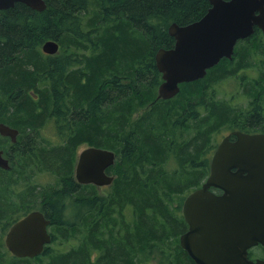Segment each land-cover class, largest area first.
Returning <instances> with one entry per match:
<instances>
[{
  "label": "trees",
  "instance_id": "trees-1",
  "mask_svg": "<svg viewBox=\"0 0 264 264\" xmlns=\"http://www.w3.org/2000/svg\"><path fill=\"white\" fill-rule=\"evenodd\" d=\"M45 2L42 12L23 3L0 10V123L19 131L15 143L0 135L10 163L0 168V264H147L155 256L158 264H189L182 204L207 179L220 134L259 121L260 109L246 118L234 95L219 93L250 68L258 74L247 93L263 94L264 59L250 60L248 44L264 35L257 29L232 60L164 100L155 56L174 47L169 27L201 19L209 0ZM49 40L59 53L42 51ZM87 147L115 153L110 186L77 182ZM33 211L50 220L51 244L66 248L50 244L17 258L6 234Z\"/></svg>",
  "mask_w": 264,
  "mask_h": 264
},
{
  "label": "water",
  "instance_id": "water-1",
  "mask_svg": "<svg viewBox=\"0 0 264 264\" xmlns=\"http://www.w3.org/2000/svg\"><path fill=\"white\" fill-rule=\"evenodd\" d=\"M210 8L198 21L169 27L174 38L172 49H160L156 66L163 83L158 99L177 96L184 83L203 79L207 71L222 59H232L240 40L253 35L258 27L264 33V0H209ZM23 3L42 12L45 0H0V10ZM55 40L46 41L42 51L59 53ZM236 142L226 138L216 151L211 173L200 189L183 204L184 220L190 231L181 235L180 245L197 264H264L247 258V248L264 245V135L237 132ZM0 135L17 141L19 131L0 123ZM113 151L87 147L78 156L75 178L83 185L110 186L114 177L107 173L115 164ZM0 168L10 163L0 150ZM236 168L235 173L232 169ZM223 191L217 195L210 188ZM50 220L41 211H33L15 222L5 237V246L17 258H35L52 243ZM233 229L234 248H221L223 232Z\"/></svg>",
  "mask_w": 264,
  "mask_h": 264
},
{
  "label": "flooded vegetation",
  "instance_id": "flooded-vegetation-1",
  "mask_svg": "<svg viewBox=\"0 0 264 264\" xmlns=\"http://www.w3.org/2000/svg\"><path fill=\"white\" fill-rule=\"evenodd\" d=\"M257 29H259V28L258 27L254 28L253 35L256 33ZM259 30L264 35L263 31L261 29H259ZM245 39H247V38H245ZM248 45L254 46V42L249 43ZM234 54H235V52H234ZM234 54H233V56H234ZM236 78H237L238 85H239L238 86L239 87L238 92L236 91V94H234V98L236 100L237 106L239 108L246 109V114H247L246 118L253 111V110H247V109H255V108L260 109L261 110L259 112L260 118H259L258 122H253L251 124L247 120L243 119V122H241V124H242L241 129L228 130V131H224L220 134V136H219L220 140L218 141L217 147L214 149L212 154H210L208 156L210 163H209V174L207 176V179L211 173V165H212V160L214 158V155H215L216 151L218 150L220 144L226 138L228 139V142L233 143V142H236V140H237V134H236L237 132H240V133L246 134V135H264V89H262L263 94H262V91H259V93L256 97H251L247 93V90H246V87L248 86L247 82H250L248 75L247 74H239V71H238ZM219 97L221 98V95H219ZM236 171H237L236 168L232 169L233 173H235ZM207 179L197 189H200L203 186V184L207 181ZM197 189H195V190H197ZM195 190H193L191 193H193ZM210 190L217 195L223 194L222 190L217 189L215 187H211ZM191 193H189L188 196ZM185 223H186V229H185L184 234L190 231L189 223H187L186 221H185ZM224 237H225V239L223 241H221L222 250L225 248H227L229 250L230 248H234V247L238 246V244L235 245V242H234L233 229H228L227 232H223L222 238H224ZM184 253H185L187 259L189 260L188 261L189 264H197L192 259L190 253L187 250H184ZM247 258L251 261H254V262H256L258 260L264 261V245L257 244V245L248 247L247 248Z\"/></svg>",
  "mask_w": 264,
  "mask_h": 264
},
{
  "label": "rangeland",
  "instance_id": "rangeland-1",
  "mask_svg": "<svg viewBox=\"0 0 264 264\" xmlns=\"http://www.w3.org/2000/svg\"><path fill=\"white\" fill-rule=\"evenodd\" d=\"M249 47V46H248ZM254 47L255 50V58L252 56L253 62L258 63V62H262V59H264V38H262L261 40H258L256 42H254ZM254 58V59H253ZM239 74H247L249 79H256L257 77V70H253V69H245V70H240ZM247 84L249 85L250 82H247ZM238 81L236 79L233 80H227L225 81L221 88H220V93L219 95H221V97H225V98H230L231 96H233L234 94H236V91L238 92L239 87H238ZM220 140V139H219ZM85 148H81L79 151V154L84 150ZM107 187V186H106ZM101 188V187H100ZM104 190V189H103ZM103 191L100 190V194H102ZM184 204V201H183ZM183 204H182V208H181V214H182V209H183ZM74 207H70V209H67L66 214L71 215V213L73 212ZM75 211V210H74ZM51 246H53L54 248H66V245L58 247V244H51ZM158 260L159 258L155 256L154 260H151V262H147V264H158Z\"/></svg>",
  "mask_w": 264,
  "mask_h": 264
}]
</instances>
